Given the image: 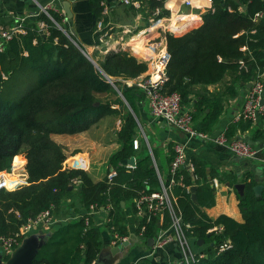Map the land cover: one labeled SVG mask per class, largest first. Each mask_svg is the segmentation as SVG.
<instances>
[{"label": "trees", "instance_id": "16d2710c", "mask_svg": "<svg viewBox=\"0 0 264 264\" xmlns=\"http://www.w3.org/2000/svg\"><path fill=\"white\" fill-rule=\"evenodd\" d=\"M165 1L142 0L141 9L148 17H168ZM103 7L102 0H92L97 15L103 16ZM50 12L63 25L62 16ZM258 12L263 16L255 18ZM202 18L200 26L183 34L165 33L170 59L164 90L179 92L182 105L193 102L195 128L207 132L222 115L224 98L191 95L196 86L221 82L230 72L235 75L228 94L235 96L237 81L253 80L264 73V0H213ZM41 21L47 25V34L41 31ZM25 27L27 34L14 36L0 51V172L9 171L14 156L24 152L29 175L26 183L0 191V235H16L30 218L45 210L57 213L71 192L69 187L78 186L85 214L48 233L33 264H93L103 241L102 229L90 215L91 205L107 208L108 226L125 237L129 231L123 202L133 200L138 213L136 200L160 189L159 165L141 140L138 149L133 144L139 134V104L147 94L123 81L145 73L148 64L124 48L108 52L96 64L44 11L26 19ZM101 33H97L98 39ZM109 115L122 119L118 132L122 145L111 156L116 175L95 180L82 168H65L64 147L52 134L82 132ZM251 125L252 120L240 117L226 135L236 136L238 130ZM131 157L136 159L134 167L123 163ZM15 163L22 164L23 158L16 156ZM206 168L203 161L194 159V171L180 170L177 179L182 177L184 185L174 188L186 234L209 244L204 256L193 264H264V180L258 195L255 175H244L246 188L244 194H238L243 221L228 214L212 218L204 209L216 203L215 186ZM170 180L171 172L166 182ZM193 185H198L197 203L190 190ZM143 207L145 214L140 215L137 232L146 225L142 236L149 240L160 228V213L150 212L146 204ZM164 212L166 228L171 219ZM225 242L232 247L219 254Z\"/></svg>", "mask_w": 264, "mask_h": 264}, {"label": "crops", "instance_id": "0c3cea01", "mask_svg": "<svg viewBox=\"0 0 264 264\" xmlns=\"http://www.w3.org/2000/svg\"><path fill=\"white\" fill-rule=\"evenodd\" d=\"M64 1H70L72 19H69L66 13ZM137 1L141 3L140 6L127 4L123 0H102L104 7L103 16H101L93 10L92 0H0V26L7 25L6 27H10L22 18L28 19L37 16L43 12L45 6L50 5L54 10L66 14V18L63 19V26L72 33L74 38L71 37V39L85 54L97 56L100 60L110 51L118 48L128 49L138 59L147 62L146 74L153 70L152 62L159 50V48L151 49L149 47L150 41L155 37H162L163 33L161 29L151 30L149 28L153 16L148 17L146 12L141 9L142 0ZM164 5L170 12L168 18L171 20L167 21V17L164 16L161 18V22L166 25L171 23L175 27L181 21L188 22L189 25L184 30L180 32L171 31L175 34H183L202 24V14L212 8L213 0H193L191 6L186 5L184 0H166ZM105 7L108 8L107 13H104ZM42 23L45 22H40V28ZM41 31H43L42 28ZM99 32L102 33L98 39L97 33ZM102 34L103 39H101ZM35 40L37 42V39H34V43H36ZM164 40L167 47L166 38ZM234 75L229 72L221 82L208 86L198 85L191 95L192 98L202 97V95L222 96L224 98L225 109L222 115L211 130L203 131L208 137L190 136L189 133L172 125L165 118L155 117L149 109L148 98L139 104V127L145 133L147 150L152 154L156 165H159V175L165 181L170 172L173 157L172 147L176 143H185L187 146V164L183 169L193 172L194 159L203 161L207 167L208 177L215 186L216 203L211 207H205V211L212 218H217L221 214H228L238 221H243L244 217L238 198L240 193L236 184H246L243 180L246 173H253L256 178L259 177L260 180H264V135L257 136L259 132L264 131V116H260L252 122L249 129L238 130L236 136H233L245 138L248 141L252 140L251 144L258 150L256 157H239L229 147L216 141L218 136L226 134L231 124L240 119L238 115L242 111L251 89L249 84H252V80H239L235 84L237 94L235 96L228 94V86L232 83ZM115 106L119 108L118 104ZM183 107L195 111L193 102H188ZM195 124L194 121V126ZM121 126L122 119L120 117L109 115L82 132L73 134L53 133L52 137L64 147L66 153L64 167L82 168L95 180L109 176L111 172L115 171L111 163V156L122 145L118 139ZM138 138L139 140L142 139L140 134H138ZM148 145L151 146L150 150ZM16 156H21L23 163L9 171H2L0 174L3 177L6 173L10 175L9 177L5 175L6 179L18 180L19 186L27 182L29 175L26 169V153L20 152ZM222 176H229L230 178L221 180ZM231 180L234 181L233 184ZM196 186L198 188V185ZM70 190L71 192L62 202L60 210L53 214L52 220L33 226L29 230L28 237L44 239L52 230L71 221H76L85 214L86 209L78 192V186ZM123 206L126 214L125 223L129 231L124 240L115 238L117 232L113 233L108 226L107 208H96L90 213L94 224L102 229L103 243L99 255L100 264H172L180 259L181 250L176 241L158 247L155 238L154 243H150L137 232L140 216L135 211L133 200L124 202ZM164 215L165 212L160 213V228L157 235L161 229L165 228L163 227ZM124 241L129 243L123 245L120 250L115 249ZM197 241L198 239H193V248L197 253H203L209 244L204 242L198 244Z\"/></svg>", "mask_w": 264, "mask_h": 264}, {"label": "built area", "instance_id": "2783aa9c", "mask_svg": "<svg viewBox=\"0 0 264 264\" xmlns=\"http://www.w3.org/2000/svg\"><path fill=\"white\" fill-rule=\"evenodd\" d=\"M123 1L127 4H133L135 6H140L141 4L137 0ZM184 3L191 6L193 5V0H184ZM43 11L46 12L50 18L62 28V25L53 17L50 11L60 13L62 18L65 19L66 14L64 12L61 13L56 9L54 10L50 5L45 6ZM107 11L108 8L105 7L104 13H107ZM159 12V9H157L156 13ZM262 14L263 13L258 12L256 14V18L262 17ZM166 20L170 21L171 18L167 17ZM25 22L26 18H22L10 27L0 26V51L5 49L6 43L14 36L28 33V29L25 27ZM41 28L44 32H48L46 31L48 28L45 23H42ZM149 28L151 30L161 29L163 33L162 37H155V39H152L149 44V47L153 50L159 48L157 56L152 62L153 70L146 74L143 73L136 78L123 79V81L130 86L137 85L146 92L149 109L155 117L165 118L172 125L189 133L190 136H200L203 138L208 137L206 133L195 128L194 110L185 109L183 107L181 94L179 92H168L164 90L165 83L168 79L167 66L170 59V54L165 46L164 38L167 31H175L176 27L171 23L166 25L162 23L161 19L158 17H153ZM101 36V39H103V34ZM25 54H28V52L26 51ZM108 79L114 86H116L112 78L108 77ZM238 116L239 118L243 117L245 119H250L252 122L256 121L260 116H264V73L252 80L251 89L246 97L243 109ZM216 141L229 147L230 150L239 157H256L258 154L257 148L245 138L229 137L226 134H221L216 138ZM133 144L135 149L140 147V140L138 137L134 138ZM149 147L151 149L150 145ZM174 153L175 154L170 166V182H166L159 175L161 179L160 189L136 200L138 214L139 216L141 214H145L143 204H146L150 212L161 213L167 211L170 215L171 223L167 228L159 231L158 235L155 237L156 245L161 247L172 241H176L181 250V257L177 262L179 264H193L199 261L204 256V253H197L194 250L193 245L190 242V237L186 234L185 228L187 224H185L182 219L181 211L177 203V197L174 193V188L177 184L184 185L182 177L178 180L177 176H179L180 170H182L187 164L186 144L176 143L174 145ZM15 157L16 156H14L12 168L19 166L15 163ZM128 166L134 167L135 165ZM115 175L116 171H113L109 174V177L113 178ZM74 181L79 183V179H75ZM12 183L14 185L10 184L5 177H1L0 174V191L4 188L15 189L18 187V180ZM94 209H96V205H91V212ZM52 216L53 214L50 209L45 210L36 218H30L24 225H22L20 231L16 235L10 237L0 235V248L3 260L7 261L11 258L16 249L20 246L21 241L28 235L29 230H31L33 226L43 222H50L52 220ZM145 229L146 225H143L141 232L139 233L141 236L143 235V231H145ZM214 229H217V227ZM115 238L120 240L126 239V237H121L118 233H116ZM231 247V243L225 242L220 246L218 253L220 254Z\"/></svg>", "mask_w": 264, "mask_h": 264}, {"label": "water", "instance_id": "95a60500", "mask_svg": "<svg viewBox=\"0 0 264 264\" xmlns=\"http://www.w3.org/2000/svg\"><path fill=\"white\" fill-rule=\"evenodd\" d=\"M64 6H65V10H66V13H67L69 19H72V12L70 10V1H64ZM188 25H189V23L185 22V21H181V23H177L176 32H180V31L184 30L186 27H188ZM86 56L89 58V55L87 53H86ZM90 59H91V57H90ZM249 85L251 86V84H249ZM262 102H263V100H262ZM249 142L252 143L253 141L249 140ZM123 163L125 165H135L136 159H135V157H131L129 159L123 160ZM256 181H258L259 183L254 186V189H255V192L259 195L262 193L263 184L260 183L261 180L259 177L256 178ZM245 186H246V184H244V183L236 184V188L240 194L244 193ZM69 189H73V185H71L69 187ZM196 189H197L196 185H193L191 187L192 196H193L195 202L197 203L198 200H197V196H196ZM123 204H124V202H123ZM148 241L150 243H154V238H149ZM203 242H204V239H202V238L198 239V241H197L198 244H202ZM128 243H129L128 241H124L122 245L117 246V248H115V249L120 250L123 245H127ZM43 244H44V239H38V238L26 236L24 238V241L22 242V244L16 249L14 254L7 261H4L2 254H0V264H33L34 259L36 258L37 254L39 252V249L41 248V246ZM93 264H100L99 259L94 261Z\"/></svg>", "mask_w": 264, "mask_h": 264}, {"label": "rangeland", "instance_id": "374dc122", "mask_svg": "<svg viewBox=\"0 0 264 264\" xmlns=\"http://www.w3.org/2000/svg\"><path fill=\"white\" fill-rule=\"evenodd\" d=\"M46 13V12H45ZM47 14V13H46ZM159 18V17H158ZM161 18H163V17H160L159 19H161ZM65 26H63L62 25V29L68 34V36L71 38L72 37V33L67 29L66 30V27L64 28ZM61 28V27H60ZM46 34H47V32H45ZM89 57H92V59L98 64V63H100V60H99V58L97 57V56H89ZM99 65V64H98ZM138 130H139V134L141 135V142H143L145 145H146V142H145V138H144V135H145V133L144 132H142V130H141V128L139 127L138 128ZM148 144V143H147ZM148 148H149V145H148ZM149 150H150V148H149ZM16 156V155H15ZM8 176V175H7ZM10 176V175H9ZM3 177H5V175L3 176ZM6 178V177H5ZM91 212V211H90ZM193 237H191L190 238V242H191V244L193 245V247H194V242H193ZM24 241V239L21 241V244H22V242ZM20 244V245H21Z\"/></svg>", "mask_w": 264, "mask_h": 264}, {"label": "bare ground", "instance_id": "6f19581e", "mask_svg": "<svg viewBox=\"0 0 264 264\" xmlns=\"http://www.w3.org/2000/svg\"><path fill=\"white\" fill-rule=\"evenodd\" d=\"M187 18H189V17H187ZM4 175L7 176L8 174L4 173ZM4 175H3V176H4ZM7 177H9V175H8ZM17 178H18V177H17ZM7 180L10 182V184H13L12 182H14V180L11 179V178H9V179H7ZM13 185H14V184H13Z\"/></svg>", "mask_w": 264, "mask_h": 264}]
</instances>
